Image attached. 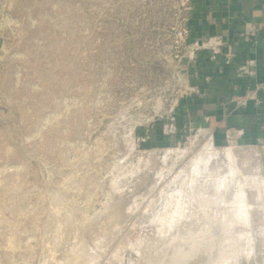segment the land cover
I'll return each instance as SVG.
<instances>
[{"label":"rangeland","instance_id":"rangeland-1","mask_svg":"<svg viewBox=\"0 0 264 264\" xmlns=\"http://www.w3.org/2000/svg\"><path fill=\"white\" fill-rule=\"evenodd\" d=\"M188 3L0 0V264H264V145L172 108Z\"/></svg>","mask_w":264,"mask_h":264},{"label":"crops","instance_id":"crops-1","mask_svg":"<svg viewBox=\"0 0 264 264\" xmlns=\"http://www.w3.org/2000/svg\"><path fill=\"white\" fill-rule=\"evenodd\" d=\"M189 23L191 39L215 37L219 45L216 53L198 52L190 70L198 91L181 98L176 116L241 143L264 145V97L237 100L264 79V0H194ZM227 51L233 54L229 61Z\"/></svg>","mask_w":264,"mask_h":264},{"label":"built area","instance_id":"built-area-1","mask_svg":"<svg viewBox=\"0 0 264 264\" xmlns=\"http://www.w3.org/2000/svg\"><path fill=\"white\" fill-rule=\"evenodd\" d=\"M194 0H189L188 5L185 6V10L182 14L181 21L177 28L176 45L178 49L179 61L182 63L181 71L183 76V83L180 88L179 94L173 99L172 108L178 106L181 98L190 96L198 91V85L192 82L191 68L194 66L196 57L201 50H210L213 53L218 51L216 47L219 45V41L215 37H209L205 40H193L190 38V23H189V11ZM233 54L230 51L225 53V60L229 61ZM194 75V74H193ZM264 97V79L259 81L255 87L246 92L243 95L237 96L239 102H243L246 99L255 98L261 101ZM264 123V122H263Z\"/></svg>","mask_w":264,"mask_h":264},{"label":"bare ground","instance_id":"bare-ground-1","mask_svg":"<svg viewBox=\"0 0 264 264\" xmlns=\"http://www.w3.org/2000/svg\"><path fill=\"white\" fill-rule=\"evenodd\" d=\"M230 149V148H229ZM229 149H227L228 151H229ZM170 149H168L167 151H169ZM184 150V149H183ZM225 151V150H224ZM226 151V153H224V156H221L220 155V153H219V151L214 147V145H213V143H212V141L211 140H208L207 142H206V144L205 145H203V147H202V149H200L199 150V152L195 155V157L191 160V159H189V160H191V165L192 166H197V165H199L198 167L199 168H201V164H205L207 167L206 168H204L206 171H208V173L209 174H211L212 172H220V170L221 169H223V168H221V167H223V163H222V159H224V160H226L227 161V164L229 165V167L227 168V170L229 169V171H231V172H235L236 173V171H238L237 170V168H236V166L233 164V156H232V154H231V152L229 151ZM179 152H181L180 150H179ZM166 153V152H165ZM181 154V153H180ZM193 155V154H192ZM200 161H202V162H200ZM235 161V160H234ZM188 163V162H187ZM187 163H186V165H187ZM201 163V164H200ZM235 163V162H234ZM224 164L226 165V167L228 166L225 162H224ZM203 166V165H202ZM185 167V166H184ZM186 168V167H185ZM192 168V167H191ZM198 168V169H199ZM224 169H226V168H224ZM181 170H183V168L181 169ZM188 172V171H187ZM204 172V171H203ZM225 173V172H224ZM223 173V174H224ZM180 175H182L181 173H179ZM179 174H176L177 176L179 175ZM190 174V173H189ZM188 174V178L190 179L191 178V175H189ZM191 174H193V173H191ZM196 174V173H195ZM207 174V173H206ZM202 175V174H201ZM211 175H215V173H213V174H211ZM240 175V174H239ZM238 175V176H239ZM210 175H206V178H210L209 177ZM215 176H217V175H215ZM233 176H234V174H233ZM236 176V175H235ZM181 177V176H180ZM179 177V178H180ZM227 177H229L230 178V176H227ZM240 177H241V175H240ZM244 177V176H243ZM243 177H241V178H243ZM177 178V177H176ZM179 178H177V179H179ZM205 178V177H204ZM204 178H202V179H204ZM215 178V177H214ZM218 178V177H217ZM233 177L231 176V179H232ZM181 179H183V177H181ZM194 179V178H193ZM228 179V178H227ZM246 179V178H245ZM191 180V179H190ZM205 180V179H204ZM226 180V179H225ZM229 180V179H228ZM236 180V179H235ZM192 181V180H191ZM207 181V180H206ZM230 181H232V180H230ZM188 181L186 180V183H187ZM205 182V181H204ZM237 182V181H236ZM245 182V181H244ZM244 182H241V183H244ZM247 182V181H246ZM178 183V182H177ZM219 183H221V182H219ZM218 183V184H219ZM233 183H235V182H233ZM227 184V183H226ZM237 184V183H236ZM246 184V183H245ZM188 185V184H187ZM186 185V186H187ZM225 185V184H224ZM232 185H234V184H232ZM219 186V185H218ZM221 186V185H220ZM240 186H245V185H240ZM211 187V186H210ZM231 187V186H230ZM243 187H241L242 189H243ZM210 189V188H209ZM231 189V188H230ZM233 191V190H232ZM223 192V191H222ZM228 192V191H227ZM190 193V192H189ZM236 193V192H235ZM239 194H240V192H239ZM244 194V193H243ZM216 195V194H215ZM233 195V194H232ZM223 196V195H222ZM240 196V195H239ZM190 197V196H189ZM220 196H218V198H219ZM234 197V196H233ZM242 197V196H241ZM261 197V196H260ZM243 198V197H242ZM216 199V198H215ZM238 199H239V197H238ZM234 200H236V198L234 199ZM241 200V199H240ZM239 200V201H240ZM209 201V200H208ZM207 201V202H208ZM212 201V203H213V201L214 200H211ZM204 202V201H203ZM245 202V201H244ZM200 203V202H199ZM221 203V202H220ZM241 203V202H240ZM219 204V203H218ZM239 204V203H238ZM240 205H243V204H240ZM234 206V205H233ZM238 206V205H237ZM247 206V205H246ZM244 207V206H243ZM249 207V206H248ZM247 207V208H248ZM235 208V207H234ZM229 209V208H228ZM229 210H231V209H229ZM236 210H240L239 209V207H237V209ZM185 213V212H184ZM186 213H188L187 211H186ZM229 213H231V212H229ZM234 213V212H233ZM241 213H243V214H245L244 212H241ZM247 213V212H246ZM235 214V213H234ZM234 214H232V215H234ZM237 215V214H236ZM245 216H248V214L247 215H245ZM231 217H233V216H231ZM249 217V216H248ZM242 218V217H241ZM231 219V218H230ZM239 218H237V220H238ZM249 220V219H248ZM232 221V220H231ZM234 221V220H233ZM236 221H234V223H235ZM250 222V221H249ZM234 223H232V225H234ZM246 225V224H245ZM224 227V226H223ZM209 228V226H207V229ZM264 228V227H263ZM261 230V229H260ZM251 231V230H250ZM263 231V230H262ZM258 233V232H257ZM238 234H240V233H238ZM244 234H246V233H244ZM264 234V233H263ZM252 235V234H251ZM240 236V235H239ZM237 237V236H236ZM242 237V236H241ZM252 237V236H251ZM238 238V237H237ZM243 238V237H242ZM239 239V238H238ZM246 239V238H245ZM237 240V239H236ZM239 241V240H238ZM243 242H244V240H243ZM243 242H240V243H243ZM249 243H251V242H249ZM237 244V243H236ZM195 245H197V244H194V246ZM250 245H252V244H250ZM243 246H245V245H243ZM243 246H241V247H243ZM248 246V245H247ZM239 247H240V245H239ZM238 247V248H239ZM241 247L239 248V249H241ZM252 247V246H251ZM232 248V247H231ZM236 248V247H235ZM244 248V247H243ZM242 248V249H243ZM250 249V248H249ZM252 250V249H251ZM229 253V252H228ZM227 254V253H226ZM225 255V254H224ZM228 256V255H227ZM223 257L224 256H222L221 258L223 259ZM226 257V256H225ZM232 257H233V255H232ZM231 259V258H230ZM232 261V260H231ZM211 264H219L218 262H214V263H211Z\"/></svg>","mask_w":264,"mask_h":264}]
</instances>
